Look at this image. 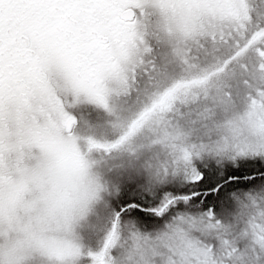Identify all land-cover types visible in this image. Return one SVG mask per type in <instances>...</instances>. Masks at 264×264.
Listing matches in <instances>:
<instances>
[{"label":"snow or ice","instance_id":"1","mask_svg":"<svg viewBox=\"0 0 264 264\" xmlns=\"http://www.w3.org/2000/svg\"><path fill=\"white\" fill-rule=\"evenodd\" d=\"M22 2L47 28L36 119L98 156L60 264H264V0H106L103 25L94 0Z\"/></svg>","mask_w":264,"mask_h":264},{"label":"clouds","instance_id":"2","mask_svg":"<svg viewBox=\"0 0 264 264\" xmlns=\"http://www.w3.org/2000/svg\"><path fill=\"white\" fill-rule=\"evenodd\" d=\"M86 7L97 25L110 20L106 0ZM7 8L0 16V264H60L57 252L80 243L87 231L86 201L98 156L83 144L74 149L50 121H37L46 103V63L37 61L40 49L32 45L47 31L46 22L30 15L33 5L22 0L12 12ZM25 47L31 58L23 55Z\"/></svg>","mask_w":264,"mask_h":264},{"label":"rangeland","instance_id":"3","mask_svg":"<svg viewBox=\"0 0 264 264\" xmlns=\"http://www.w3.org/2000/svg\"><path fill=\"white\" fill-rule=\"evenodd\" d=\"M92 135H94L99 140H105V139H108L109 137L112 138L113 130L108 128L105 125V126H102V127H99V128H94L92 130Z\"/></svg>","mask_w":264,"mask_h":264},{"label":"flooded vegetation","instance_id":"4","mask_svg":"<svg viewBox=\"0 0 264 264\" xmlns=\"http://www.w3.org/2000/svg\"><path fill=\"white\" fill-rule=\"evenodd\" d=\"M13 10H11L10 12H12ZM30 15H32V16H35V12H34V10L33 9H28V10H26Z\"/></svg>","mask_w":264,"mask_h":264},{"label":"trees","instance_id":"5","mask_svg":"<svg viewBox=\"0 0 264 264\" xmlns=\"http://www.w3.org/2000/svg\"><path fill=\"white\" fill-rule=\"evenodd\" d=\"M108 139H111V137H109Z\"/></svg>","mask_w":264,"mask_h":264}]
</instances>
